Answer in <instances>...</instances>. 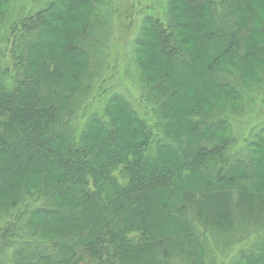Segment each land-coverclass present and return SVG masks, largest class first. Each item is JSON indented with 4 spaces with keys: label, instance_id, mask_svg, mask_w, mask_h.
<instances>
[{
    "label": "trees",
    "instance_id": "trees-1",
    "mask_svg": "<svg viewBox=\"0 0 264 264\" xmlns=\"http://www.w3.org/2000/svg\"><path fill=\"white\" fill-rule=\"evenodd\" d=\"M67 1L61 8L73 16L58 19L54 4L23 21L17 33L20 38L41 33L40 41L63 35L67 41L60 47L61 57L68 62L49 50L33 58L44 47L38 41L29 52L23 43L16 46L12 86L6 82L7 71L0 69V174H8L0 175V190L9 175L26 172L22 186L7 191L10 195L1 204L6 216L23 209L0 231V264H6L5 251L11 246L13 264H86V258L92 264H171L172 237L192 240L195 249L202 245L187 217L191 203L178 193L179 183L195 175L201 187L196 194L225 195L228 208L236 198L256 196L264 209V133L252 143L257 150L253 158L232 162L231 130L221 116L223 103L235 107L243 101L236 78L247 87L264 79V0H255L258 7L254 0H173L168 25L148 20L138 54L143 68L151 62L146 50L152 45L155 60L166 61L165 75L148 74L145 84L160 102V116L169 120L163 121L165 138H172L170 131L182 133L171 141L160 138L121 96L107 102L106 121L94 119L79 134L74 132L69 99L81 89L89 66V52L79 39L87 28L81 11L93 0ZM61 22L76 28L62 33ZM150 37L153 44L146 40ZM205 44L209 49L204 54ZM178 70L197 74L195 99L179 120L174 111L185 79ZM170 76L173 82L167 85ZM204 96L208 101L203 104ZM119 116L128 131L118 127ZM45 163L55 168L41 170ZM31 182L47 189H40L44 199L33 207L24 200ZM159 188L172 193L157 196ZM165 225L175 227L167 231L175 232L172 237L163 235ZM27 226L36 235L41 232V238L31 242L20 235ZM47 232L52 233L49 238L43 234ZM252 261L264 264V256Z\"/></svg>",
    "mask_w": 264,
    "mask_h": 264
},
{
    "label": "rangeland",
    "instance_id": "rangeland-1",
    "mask_svg": "<svg viewBox=\"0 0 264 264\" xmlns=\"http://www.w3.org/2000/svg\"><path fill=\"white\" fill-rule=\"evenodd\" d=\"M54 4H56L54 9L57 13L55 17L58 19L73 16L61 8L62 4H69L67 0H0V69L7 71L6 82L8 85L14 84V76L16 75L17 60L14 57L16 46L23 43L25 51L28 48L29 52V47L37 45L41 37V33L34 32L20 38L17 32H20L23 21L49 9ZM172 4L173 0H93L91 7H86L81 11L87 20V28L82 31L79 39L84 49L89 52V66L81 89H78L69 99L68 114L71 116L69 119L75 133L82 132L84 127L94 119L106 121L109 118V115L106 114L107 102L113 96H121L137 112L139 117L147 122L156 133L158 132L157 134L163 140H176L182 134L180 131L174 133L170 131L169 136L172 138H168V140L165 138L166 127H163V121L167 123L169 120L160 116V102L145 84L148 74L165 75V59L155 60L154 55L157 52L152 45L150 50H146V55L151 59V62L148 67L143 68L142 57L138 54L140 48L138 43L144 39V32L146 33L149 29L148 20L159 19L168 25ZM253 4L258 7L255 0ZM60 11L62 12L61 15L59 14ZM52 21L54 18L49 19V22ZM65 23L61 22L59 26L63 30L62 33H67V30L72 32L76 28L73 24L66 25ZM44 37L40 44L45 48L42 46L41 52H35L32 57L41 58L43 51L49 50L55 55H60L63 62H68L67 57H61L60 50L67 38L63 35ZM146 40L149 44L155 42L153 37ZM45 43L49 44L45 46ZM208 49L209 46L205 44L203 47L204 54L207 53ZM188 64V67H191V63ZM179 73L184 74L185 81L184 91L179 98L181 104L174 111V115H178L176 118L178 120L184 119L188 112V106L195 99L192 88L197 79V74H192L187 70H181ZM167 81V85H170L173 82V77L170 76ZM235 85L241 93L243 101L235 107H231L232 102L223 103L226 109L221 114L229 122L231 130L232 141L228 153L232 162L236 159L253 158L257 154V150L252 147V143L257 140V137L264 136H262L264 133V79L259 86L247 87L236 78ZM209 94L217 96L213 92H209L208 96ZM208 96L201 98L203 104L207 103ZM117 123L122 131H128L129 125L121 120L120 116ZM184 132L188 133L187 136L191 142L194 141L191 133L189 136L190 129L188 126H185ZM227 134L224 132L221 135L223 138H227ZM54 168L45 163L40 169L52 170ZM25 174V170H21L9 175L8 179L5 178L6 182H9L3 190H0V210L5 211L6 206L1 204L10 195L6 192L20 188L24 183ZM0 175L8 177L6 173ZM199 184L198 177L195 175L191 179L179 183L180 191L178 193L184 196L186 202L191 203L189 210H186L187 217L196 229L197 243L202 244L201 248L195 249L193 245L191 246L189 242L192 240H180L178 236L172 237L175 232L171 235L168 233L175 227L165 225L163 229L165 228L166 233L163 235H170L173 238L171 241L174 242L173 245L171 243L173 248L171 247L170 263L251 264L252 260L256 261L263 257L264 209L261 205V199L256 196L236 198L233 206L228 208L225 195L220 194L218 197H213L209 194H196L201 188ZM25 188L30 194L25 195L24 200L29 202L31 207L39 205L44 199L39 194L40 189L47 190L46 187H41L33 182ZM155 192L157 196L172 193L170 189L167 190L166 188H159ZM154 204L153 201L150 203L155 208ZM22 209L23 205L8 216L3 215L0 211V231L8 223H12L15 213H20ZM232 209L234 210L232 211ZM229 210L231 211L229 212ZM22 224L24 226L23 222ZM34 229L27 226L19 233L20 235L23 233L26 239L34 242L32 239L41 238L39 236L41 232L38 231L39 235H36ZM161 229L162 227H159L157 230ZM43 234L49 238L52 233ZM13 251V246L5 251L4 262L6 264H13ZM85 261L86 264H92L89 258H86Z\"/></svg>",
    "mask_w": 264,
    "mask_h": 264
}]
</instances>
